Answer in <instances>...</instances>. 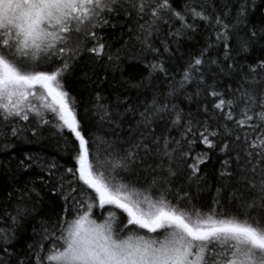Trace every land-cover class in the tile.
<instances>
[{
	"label": "snow or ice",
	"instance_id": "1",
	"mask_svg": "<svg viewBox=\"0 0 264 264\" xmlns=\"http://www.w3.org/2000/svg\"><path fill=\"white\" fill-rule=\"evenodd\" d=\"M46 126L0 264H264V0H0V150Z\"/></svg>",
	"mask_w": 264,
	"mask_h": 264
},
{
	"label": "trees",
	"instance_id": "2",
	"mask_svg": "<svg viewBox=\"0 0 264 264\" xmlns=\"http://www.w3.org/2000/svg\"><path fill=\"white\" fill-rule=\"evenodd\" d=\"M192 47L191 43H186L181 51H187ZM259 51L253 53V55H259ZM117 80H119V74H117ZM67 88L75 96L82 97V103L88 104L89 97L84 91V85L81 80L77 78V74H71L67 77ZM193 105V110H194ZM24 140H14L16 145L14 148H10L7 151L0 150V180L5 177H9L11 172H17L16 163L19 159H23L25 154H31L33 156H39L44 159H55L60 164L71 166L69 158L64 155L63 143L56 135L55 129L51 127H44L40 133L33 137L30 133L25 134ZM26 178V177H23ZM10 181L4 180L7 184ZM214 193H203L205 197L211 196ZM31 232L25 234L27 237ZM23 241H21V246Z\"/></svg>",
	"mask_w": 264,
	"mask_h": 264
}]
</instances>
